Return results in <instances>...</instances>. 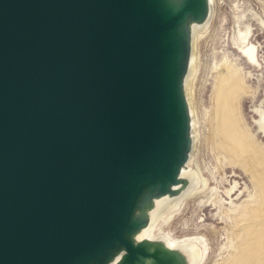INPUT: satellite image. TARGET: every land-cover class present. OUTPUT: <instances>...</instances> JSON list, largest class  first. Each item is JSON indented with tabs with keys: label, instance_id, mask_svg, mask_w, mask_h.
Masks as SVG:
<instances>
[{
	"label": "water",
	"instance_id": "95a60500",
	"mask_svg": "<svg viewBox=\"0 0 264 264\" xmlns=\"http://www.w3.org/2000/svg\"><path fill=\"white\" fill-rule=\"evenodd\" d=\"M207 2L0 0V264L174 261L132 236L188 159L185 23Z\"/></svg>",
	"mask_w": 264,
	"mask_h": 264
},
{
	"label": "rangeland",
	"instance_id": "374dc122",
	"mask_svg": "<svg viewBox=\"0 0 264 264\" xmlns=\"http://www.w3.org/2000/svg\"><path fill=\"white\" fill-rule=\"evenodd\" d=\"M213 4L210 25L199 31L197 64L190 82L197 139L192 169L198 176L187 199L174 207L166 204L149 233L169 235L170 241L194 246L197 245L195 237L200 233L209 238L207 248L197 245L200 251L206 252L202 264H229L249 239L247 226L253 227L256 223L249 215L240 216V208L246 206L256 190L263 195V188L244 163L236 161L226 149L223 135L229 124L217 108V75L220 66L232 62L254 91L239 98L240 120L259 148L257 156L264 159V115H261L264 111V12L258 0H238L237 3L214 0ZM235 14L249 27L248 40L255 44L250 54L244 51L249 45L234 41ZM215 24L211 38L210 31ZM203 164H207L210 171H203ZM208 190H215L217 194L210 201L200 203V195ZM237 218L241 221L237 222Z\"/></svg>",
	"mask_w": 264,
	"mask_h": 264
},
{
	"label": "bare ground",
	"instance_id": "6f19581e",
	"mask_svg": "<svg viewBox=\"0 0 264 264\" xmlns=\"http://www.w3.org/2000/svg\"><path fill=\"white\" fill-rule=\"evenodd\" d=\"M213 1L214 0H208L206 12L202 18H190L185 23L188 53L185 63V75L183 77V93L189 108L191 122L190 134L192 138L188 159L183 165L177 181L170 185L169 192L163 194H159L158 192L151 195L146 194L142 198L139 209H137L135 213L137 218L144 217L148 225L133 234V241L136 244L146 241L151 251H155L156 247L161 248V253L164 256H171L174 259L175 262L172 261L171 264H202L206 252L200 251L198 246L201 245L206 248L209 246V238L206 236L204 237L200 233L195 237V243L198 246H194L192 243L180 245L176 241H170L168 239L169 235L166 237L155 236L151 235L149 232L153 229L157 217L164 211L166 204H171V207H174L176 203L187 199L194 189V178L198 176L192 169L196 154L197 139L195 134L196 120L193 112L194 98L190 82L197 64L199 31L206 29L212 21L214 15ZM232 1L235 3L238 2V0ZM258 1L264 12V0ZM239 18L240 15L238 14H235L233 17L234 41L236 43L240 42L242 45H249V47L244 48V51L250 54L254 50L255 44L252 43L251 39L248 40L249 27L239 21ZM215 26L216 24L210 31L211 38L214 35ZM241 29L243 31H241ZM202 41L203 40H201V42ZM253 92L254 91L246 85L239 67H236L232 62H226L219 67L216 88L217 108L229 124V127L223 135V141L226 144V149L229 154H231L236 161L241 160L263 188V195H261L259 190H256L246 206L240 208L241 212L238 213L240 216L247 217L249 215L253 220H256V223L253 227L247 226L246 229L249 233V239L247 242H244L242 252L229 264H264V159L257 156L259 148L241 125L239 112L240 96ZM261 115H264V111H261ZM206 169H208L207 164H203L202 170L205 171ZM208 171L210 170L208 169ZM216 194L215 190H208L200 195L199 202L210 201ZM236 220L237 222L241 221L239 218ZM124 253L125 250L114 253L107 264H121ZM154 262L152 256L149 255L142 264H154Z\"/></svg>",
	"mask_w": 264,
	"mask_h": 264
}]
</instances>
